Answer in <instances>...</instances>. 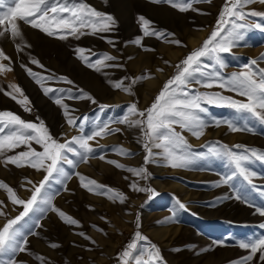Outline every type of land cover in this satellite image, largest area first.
<instances>
[{"label": "rangeland", "instance_id": "rangeland-1", "mask_svg": "<svg viewBox=\"0 0 264 264\" xmlns=\"http://www.w3.org/2000/svg\"><path fill=\"white\" fill-rule=\"evenodd\" d=\"M83 2L98 11L114 16L117 23L113 30L96 35H83L79 39L69 36L61 40L58 36L49 37L38 29L17 21L23 36L22 43L30 45L19 53L15 48V43L20 42L19 40L14 42L10 34L0 37V49L12 61L11 71H0V88L12 92L17 99L23 100L24 97L20 93L9 87L20 86L24 96L28 97L29 103L26 107L30 109L25 111V105L18 104L10 96H6L4 91H0V112L10 111L26 122L39 124L43 121L50 134L59 142L79 134L78 127L73 128L67 124L68 118L76 119L77 124L86 118V132L98 121L112 122L110 127L121 128L122 131L90 141V145L95 149V155L90 156L87 162H78L75 167L63 164L62 167L71 178L64 180L63 183H57L54 178L44 190L47 196L52 197V206L77 220L79 226L65 223L49 206L40 204L39 210L31 212L18 225L21 232L27 235L28 251L18 252L13 258L22 264H42L39 258H43L44 264H118V254L131 242L137 231V216L141 225L139 231L149 238L150 243L157 246L162 257L161 264H232L233 261L248 255L249 251L239 248L238 242L264 235V228L261 227V224H264V217L255 211L256 207L264 206V196L260 195V192H264V162L253 159L246 165L256 173L253 177L255 188L239 176L234 177L229 184H223L221 178L230 175L232 168L226 159L209 155L208 148L226 145L235 152H242L245 148L264 152V124L246 114H243L242 118V114L227 106L203 104L207 110L205 119L208 126L199 138L174 125L175 130L180 132L191 146V150L203 153V158L196 159L185 168H172L166 166L164 161L158 164H145V149L142 143L137 142L141 139L140 130L114 123L125 115L128 105L132 103H135L139 110H145L151 105L163 84L176 73L174 66L210 35L225 0L197 2L193 4V8L199 11L190 9L183 13L168 4H153L150 0H83ZM119 3H123L128 9L130 18L128 23L121 20L116 10ZM254 6L261 8L264 5L254 3L248 5L245 11L264 12V8L261 11ZM139 15L152 22L150 27L174 33V37L168 39H179L183 46L158 40L154 36H144L137 19ZM248 22L264 25V18L249 17ZM6 26L7 21L5 25H0V31ZM84 31L89 30L85 28ZM200 31H205V36L197 45L190 47L187 37L194 36ZM137 38L141 39V46L133 43ZM109 40L112 43H109ZM77 47L83 49L79 55L86 59L95 61L107 53L117 57V60L106 63L122 64L124 67H106L96 72L77 58L74 51ZM144 48L155 51H144ZM261 54H264V30L249 28L245 31L242 41L229 53L221 54L225 65L220 69L221 75L228 77L231 73L242 70L252 59H257L258 66L264 67V60H259ZM129 57L132 59L129 60ZM33 59L44 67L31 63ZM165 60L169 63L165 64ZM21 63L27 65L38 76L48 77L52 74L57 77L65 76L73 81V84H67L59 79L44 80L41 82L44 87L63 90L45 96L41 85L28 76L20 67ZM204 63L212 65L206 71L217 70L212 61L205 59ZM0 65L7 68L9 62L0 58ZM158 68H162L163 72L157 71ZM145 73L150 75L132 86V95L114 88L109 83ZM163 74L164 77H161ZM150 81L157 84L151 86ZM124 83L127 86L130 80H125ZM69 89L73 97L81 96L83 90L90 94L96 103L86 98H68ZM151 91L153 94L148 97ZM192 91L217 92L233 99H244L219 87L205 88L193 84ZM58 97L68 105L67 116L64 109L54 103V99ZM100 105L109 107L101 110ZM214 121H220V126L217 127ZM225 121H235L241 128L247 125L251 131L233 132L223 123ZM221 127L225 130L223 133L228 131L240 134L241 137L229 142L223 138L225 135L211 133V130ZM189 135L198 142L193 144L188 139ZM244 136L249 140L244 139ZM30 143L36 151H43L39 145ZM236 145L241 147L236 148ZM119 147L129 150L133 155H118L115 149ZM27 150V146L21 145L6 152L5 155H15ZM68 155L70 159H77L71 154ZM101 155L105 160L99 159ZM107 160H114L126 168L145 167L149 178L141 180L125 170L108 164ZM44 174L43 170L37 171L27 164L19 168L5 164L0 157V182L11 187L20 198L27 199L31 195L29 189L32 185H28L26 181L31 180L38 184ZM89 180L122 193L126 196L125 202L114 201L107 195L94 194L82 187V184H87ZM133 181L140 187L154 189L156 194L151 196L148 192L132 190L129 185ZM237 194L242 199H236ZM177 200L184 203L186 208L180 209ZM0 201L4 202L0 205V210L6 213L0 215L2 227L7 219L14 218L23 209L22 206L12 205L8 193L2 188ZM37 222L40 227H36ZM32 232L37 234L31 235ZM80 232L90 239L78 235ZM51 243H56L59 247L52 248ZM140 246L148 247L144 242H140ZM11 255L0 253V261L8 260ZM252 264H262L259 253L254 257Z\"/></svg>", "mask_w": 264, "mask_h": 264}, {"label": "snow or ice", "instance_id": "snow-or-ice-1", "mask_svg": "<svg viewBox=\"0 0 264 264\" xmlns=\"http://www.w3.org/2000/svg\"><path fill=\"white\" fill-rule=\"evenodd\" d=\"M150 2L153 4H168L173 9L183 13L190 9L199 11V9L193 8L194 3H210L211 0H150ZM254 3L264 5V0H225V4L218 15L216 25L210 35L200 46L188 52L174 66L176 73L163 84L162 89L155 96L151 105L145 110H139L137 105L132 103L128 105V111L125 115L114 121V123L140 130L141 139L137 142L142 143L145 149V164H158L164 161L166 166L185 168L196 159L203 158L204 154L193 152L183 135L174 128V125H178L182 131L187 130L196 138L203 135L204 129L208 126V121L205 119L207 110L202 106L203 104L227 106L234 109L236 113L242 114V118L243 114H246L264 124V67H259L258 60L252 59L243 66L242 70L233 72L228 77H224L220 72V69L225 67L221 54L229 53L238 42L242 41L246 30L253 27L264 30V25L248 22L249 17L264 18V12L256 10L245 11L248 5ZM137 19L144 36H154L158 40L183 46L179 39H168V37H174V33L150 27L152 22L143 15H139ZM6 21L7 26L3 31H0V37L10 34L14 42L19 40L20 42L15 43L18 53L22 52L24 48L30 47V45L22 43L23 36L17 21H22L24 24L30 25L33 29H38L49 37L58 36L61 40H65L69 36L79 39L83 35H96L97 33L109 32L113 30L117 23L114 16L96 10L84 3L83 0H0V25H5ZM85 28L89 31L85 32ZM108 42L112 43L110 40ZM133 43L141 46V39L137 38ZM143 50L155 51V49L151 48H144ZM74 51L77 53L78 59H81L88 68L96 72H100L101 68L106 67H124L122 64L106 63L117 60V57L107 53L92 61L79 55L83 49L77 47ZM0 58L9 62L7 68L4 65H0V71H11V58L2 49H0ZM128 59L130 60L132 57ZM205 59L212 61L217 70L212 72L206 71L212 65L205 64ZM259 60H264V54H261ZM31 63L37 64L41 68L44 67L39 61L34 59L31 60ZM164 63L168 64L169 62L165 60ZM20 67L37 84L41 85L45 96L62 92L63 90L44 87L41 83L44 80L59 79L67 84H73V81L65 76L57 77L55 74L48 77L38 76L27 65L21 63ZM157 71L163 72V69L158 68ZM149 75L145 73L136 77H125L117 82L109 81V83L114 88L132 95V86L148 78ZM125 80H130L127 86L124 83ZM193 84H199L205 88L219 87L226 89L244 99H233L230 96H224L217 92H193ZM9 87L14 89L16 93H20L24 97L23 100L17 99L12 92L4 91L3 88H0V91H4L6 96H10L18 104L25 105V111H30L26 107L29 103L28 97L24 96L20 86L9 85ZM81 93V96L73 97L69 89L68 98H86L92 103H96L90 94L83 92V90H81ZM54 103L64 109L67 116L68 105L62 102V98H55ZM107 107L109 106L100 105L101 110ZM133 117L139 118L134 119ZM110 123L112 122L98 121L90 131L86 132V118L81 120L79 124H77L76 119L68 118L67 124L73 128L78 127L79 134L72 135L70 138L64 139L63 142H59L50 134L43 121H40L39 124L26 122L20 116L10 111L0 112V157L3 158V162L15 165L18 168L27 164V166L37 171L43 170L45 173L38 184H34L31 180L26 181L28 185H32V188L29 189L31 195L27 199L20 198L11 187L0 182V188L6 190L11 204L22 206L23 209L14 218L7 219L3 226L0 227V253L12 254L8 260L0 261V264H22V262L15 260L13 257L18 252L24 253L28 251V238L27 235L21 232L18 225L31 212L39 210L38 206L40 204L49 206L65 223L79 226L77 220L52 206V197L47 196L44 190L54 178L57 183H63L64 180L71 178L69 173L62 167L63 164L75 167L78 162H87L90 156L95 155V149L90 145V141L95 140L97 137L103 138L104 136L122 131L121 128L110 127ZM214 123L217 127L221 124L220 121H214ZM223 123L233 132L251 131L247 125L241 128L235 121H225ZM30 142L39 145L43 151H36L31 147ZM21 145L27 146L28 150L21 151L15 155H5L6 152L12 151ZM235 147L240 148L241 146L236 145ZM153 149L158 151H153ZM115 151L121 156L133 155L129 150L122 147L115 149ZM68 154L77 159H70ZM208 154L226 159L232 168L230 175L221 178V183L229 184L234 177L239 176L252 188L256 187L253 184V177L256 173L251 171L246 165L253 159L264 162V152L248 148H245L242 152H235L228 146L221 145L219 147L210 146ZM99 159L105 160V157L101 155ZM106 162L131 173L141 180L149 178V173L145 167L126 168L125 165L117 163L114 160H107ZM82 187L87 188L94 194L107 195L109 199L118 200L120 203H124L126 200V196L122 193L98 184L94 180H89L87 184H82ZM129 187L134 191L148 192L151 196L156 194L154 189L140 187L136 181H133ZM260 195L264 196V192H260ZM235 198L242 199L238 194ZM3 203V201H0V205H3ZM176 203L180 209L186 208L185 204L179 200ZM255 211L264 217V206L256 207ZM0 215H6V213L0 210ZM101 219H104V217H101ZM139 219V216H137V231H135L131 242L127 243L118 254V264H161L162 257L160 256L159 249L154 243H150L149 238L142 235L139 231L141 227ZM36 227H40L39 222L36 223ZM93 227L96 226L93 225ZM261 227L264 228V224H261ZM98 230L103 231L102 229ZM30 234L36 235L37 233L32 232ZM78 235L85 239H90L83 232L78 233ZM140 242H144L148 247L142 248ZM50 247L58 248L59 245L51 243ZM238 247L248 250L249 254L239 258L237 261H233L232 264H252L257 253H259V260L264 264V235L255 239L239 241ZM39 259L44 264L43 258Z\"/></svg>", "mask_w": 264, "mask_h": 264}, {"label": "bare ground", "instance_id": "bare-ground-1", "mask_svg": "<svg viewBox=\"0 0 264 264\" xmlns=\"http://www.w3.org/2000/svg\"><path fill=\"white\" fill-rule=\"evenodd\" d=\"M119 2V1H118ZM257 5H258V3H257ZM126 6H128L127 4H126ZM256 6V5H255ZM254 6V7H255ZM254 7H252V8H254ZM255 8H257V7H255ZM264 8V6H262L261 8L260 7H258L257 9H261V11H262V9ZM116 10L119 12V14H120V16H121V20L124 22V23H128V9H127V7H125L124 6V4L123 3H119V5L117 6V8H116ZM264 11V10H263ZM166 17V16H165ZM130 19V18H129ZM205 31H200V32H198L196 35H194V36H188L187 37V42H188V44H189V46L190 47H194L195 45H197L202 39H203V37L205 36ZM174 58V57H173ZM172 61V60H171ZM174 61V60H173ZM168 72V71H167ZM161 77H164V74L161 76ZM151 82V81H150ZM149 82V83H150ZM155 82V81H154ZM157 83L155 82V83H150V85L152 86V85H156ZM150 86V87H151ZM153 91H151V92H149V95H148V97H150L153 93H152ZM223 131H225V130H223V127H221V128H218V129H214V130H211V133H213L214 135H225V136H223V138L224 139H226L227 141H229V142H232L234 139H236L237 137H241L240 136V134H235V133H230V132H225V133H223ZM188 139L194 144V143H197L198 142V140H196L194 137H192L191 135H189V137H188ZM244 139H246V140H249V138L247 139L246 138V136H244ZM178 189H180V187L178 188ZM187 193V192H186ZM189 194V193H188ZM187 194V195H188ZM191 198V197H190ZM53 216V215H52ZM54 217V216H53ZM56 223V222H55ZM61 228H63V227H61ZM35 243H37V242H35ZM42 243V242H41ZM40 243V244H41ZM37 245V244H36ZM34 246V245H33ZM41 246V245H40ZM35 247V246H34ZM40 249V248H39Z\"/></svg>", "mask_w": 264, "mask_h": 264}]
</instances>
